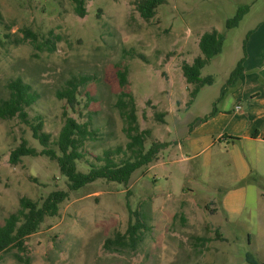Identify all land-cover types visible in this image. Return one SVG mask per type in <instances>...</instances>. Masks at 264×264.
<instances>
[{"label":"rangeland","instance_id":"374dc122","mask_svg":"<svg viewBox=\"0 0 264 264\" xmlns=\"http://www.w3.org/2000/svg\"><path fill=\"white\" fill-rule=\"evenodd\" d=\"M141 1L84 0L81 16L74 0H0V102L16 79L39 93L27 107L29 122L0 118V226L24 196L42 204L55 190L69 194L23 249L0 252V264H250L247 253L264 264V180L261 199L230 221L218 208L221 193L212 175H187V163L174 161L180 151L170 157L167 150L178 129L230 96L231 71L251 34L264 33V0H164L150 18L141 14ZM240 6L249 10L227 28ZM28 29L36 40L26 38ZM213 29L225 34L222 52L202 69L201 77L213 80L191 95L195 85L183 65L203 55L200 38ZM120 71H126L124 86ZM69 80L79 84L74 105L58 93ZM131 99L140 130L151 133L146 148L170 144L128 184L100 178L72 189L58 161L42 153L11 163L23 142L38 152L45 148L32 129L39 116L51 135L48 147L61 154L56 142L69 115L95 131L77 161L78 170L88 172L91 163H103L105 150L128 143L129 121L118 102ZM137 221L143 226L132 237L128 230Z\"/></svg>","mask_w":264,"mask_h":264},{"label":"trees","instance_id":"16d2710c","mask_svg":"<svg viewBox=\"0 0 264 264\" xmlns=\"http://www.w3.org/2000/svg\"><path fill=\"white\" fill-rule=\"evenodd\" d=\"M74 1L76 3V12L81 16L86 15L84 0ZM163 1L164 0H142L139 4V10L145 18H150L155 14L157 7L161 5ZM248 10V6H240L236 15L228 19L227 28L238 26ZM25 35L26 38L33 37V39L36 40V34L29 29L26 30ZM224 39L225 34L217 29L205 32L201 36L199 42L203 55L197 56L193 63H186L183 65V72L187 82L195 85L191 95L196 94L206 84L212 83V76L201 77L202 69L211 59L222 52ZM245 57L246 54L238 61L236 67L232 70L227 81L228 87L225 88V91H228L230 87L238 84L239 77L244 69L243 63ZM119 74L121 85H126V71H120ZM86 80V78H83L82 81L85 83ZM8 86L10 95L0 102V118L19 117L23 121L29 122L27 107L32 106L38 101L39 93L35 91L29 83L24 82L22 79L12 80ZM78 87L79 84L75 83L73 80H69V86L58 93L61 98H66L68 103L74 105L77 99ZM225 91L223 90V92ZM118 104L126 109V117L129 121L127 131L129 141L125 147L118 146L115 150H105L104 156L99 158L103 163H91L88 172L79 171L77 161L84 157V153L81 149L88 139L94 137L95 131L90 128L89 122H79L75 117L69 115L66 116L65 123L56 142L61 154L56 153L52 148L48 147L51 135L43 130L44 121L42 117L39 116L37 122L32 125V129L35 138L39 139L45 148L41 152H38L37 149L29 147L23 142L11 152V163H19L25 155H38L42 153L58 161L60 169L69 179L72 189H79L100 178L128 184L135 171L156 161L160 151L166 149L170 143L155 142L149 148H146V140L151 133L147 129L140 130L137 109L133 99H131V102L120 100ZM214 111L215 108L211 113ZM120 154H123L125 157L118 161L116 155ZM68 195V191L55 190L46 197L42 204L31 198L22 197L20 201L21 207L16 212L11 213L6 218L5 223L0 226V252L13 246L23 249L26 238L40 228V225L47 215L54 216L58 214L60 204ZM142 226L143 223L137 221L136 224L129 227V234L133 237ZM112 242L111 239H108L107 245H110ZM246 258L250 264H260L252 253H247Z\"/></svg>","mask_w":264,"mask_h":264},{"label":"crops","instance_id":"0c3cea01","mask_svg":"<svg viewBox=\"0 0 264 264\" xmlns=\"http://www.w3.org/2000/svg\"><path fill=\"white\" fill-rule=\"evenodd\" d=\"M260 28L264 29V22ZM243 67L237 86L226 92L230 96L222 105L197 116L190 126L183 125L178 139L167 148L170 157L175 148L180 151L181 157L174 161L187 163V175H212L221 193L218 208L230 221L239 219L250 200H260L263 194V32L251 34Z\"/></svg>","mask_w":264,"mask_h":264},{"label":"built area","instance_id":"2783aa9c","mask_svg":"<svg viewBox=\"0 0 264 264\" xmlns=\"http://www.w3.org/2000/svg\"><path fill=\"white\" fill-rule=\"evenodd\" d=\"M241 108H242V106H241V105H238V106H237V109H238V110H240Z\"/></svg>","mask_w":264,"mask_h":264}]
</instances>
